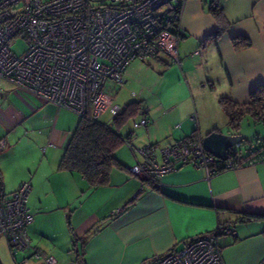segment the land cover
Here are the masks:
<instances>
[{"label":"crops","instance_id":"obj_1","mask_svg":"<svg viewBox=\"0 0 264 264\" xmlns=\"http://www.w3.org/2000/svg\"><path fill=\"white\" fill-rule=\"evenodd\" d=\"M215 1L228 27L217 39L218 24L210 12ZM177 28L180 64L159 55L127 67L126 92L119 107L142 102L146 127L121 129L134 148L159 150L180 145L192 135L201 140L227 129L218 100L245 104L264 86V0H185ZM243 36L250 46L235 50L232 39ZM199 51L198 54H195ZM102 117H106L102 120ZM100 121L110 125L109 114ZM257 121V119H254ZM78 116L43 102L0 80V177L6 193L28 182L26 230L30 248L13 254L0 236V264H145L199 235L223 226L231 231L217 240L225 264H258L264 258V221L240 222L245 214L264 213V158L234 169L184 164L160 178L135 177L130 169L141 158L124 143L115 152L125 170H113L109 185L89 189L78 174L59 170ZM242 156H245V154Z\"/></svg>","mask_w":264,"mask_h":264},{"label":"built area","instance_id":"obj_2","mask_svg":"<svg viewBox=\"0 0 264 264\" xmlns=\"http://www.w3.org/2000/svg\"><path fill=\"white\" fill-rule=\"evenodd\" d=\"M184 1L0 0V80L78 117L84 115L88 102L93 121H100L107 112L111 123L121 107L113 103L110 88L125 83L131 62L163 55L180 64L178 43L183 32L177 24L172 27L171 20H179ZM177 7L178 12H173ZM18 40L26 42L27 48L16 55L9 46ZM147 124L148 119L142 116L133 128ZM126 145L142 160L130 169L135 177L160 178L184 164L209 172L216 160L204 150L201 140L161 148V164L152 146ZM238 147L233 148L236 154L240 153ZM237 166L230 158L226 160V169ZM30 191L28 182L11 193L0 186V236L16 255L30 248L26 230L32 221L27 208ZM229 233L220 226L212 235L196 236L145 264H225L217 240ZM33 257L44 264H56L53 257L38 253ZM30 260L22 258L18 264ZM77 264H83L82 260ZM258 264H264V258Z\"/></svg>","mask_w":264,"mask_h":264},{"label":"trees","instance_id":"obj_3","mask_svg":"<svg viewBox=\"0 0 264 264\" xmlns=\"http://www.w3.org/2000/svg\"><path fill=\"white\" fill-rule=\"evenodd\" d=\"M173 12H178V7ZM210 12L218 24L217 30L213 34V38L217 39L228 27V23L215 1L210 5ZM171 21L172 27H176L178 20ZM232 45L235 50H241L249 47L250 41L239 36L232 39ZM218 103L227 118L229 131L239 133L242 122L247 117L264 121V86L256 87L250 93L249 100L245 104H237L228 97L219 98ZM142 111L144 112L142 102L126 104L120 108L118 115L108 125L91 119L90 105L87 102L86 111L83 116L78 117L77 126L61 158L59 170L80 175L86 181L89 189L109 185L113 170H125V167L115 157L117 149L127 142V139L120 135V130L130 119L133 120ZM188 140L200 141L201 139L197 135H192ZM245 143V156H242L239 148L240 153L236 154L233 149L228 152L229 158L236 165L264 158V138H257L256 144H249L248 141ZM252 144H254V148L251 149ZM212 166L217 167L216 171L225 170L226 161L215 160ZM146 179L154 178L147 177ZM0 186L2 187L1 177ZM239 221L245 223L264 221V213L245 214Z\"/></svg>","mask_w":264,"mask_h":264},{"label":"rangeland","instance_id":"obj_4","mask_svg":"<svg viewBox=\"0 0 264 264\" xmlns=\"http://www.w3.org/2000/svg\"><path fill=\"white\" fill-rule=\"evenodd\" d=\"M10 50L16 54L19 55L21 53H23L26 48H27V44L26 42H24L23 40H18L16 42H13L12 44H10L9 46ZM116 103L121 104L123 103V101H125V95L126 92L123 91L121 89L120 91V87H115V88H110V94H109ZM106 117H102V120H105ZM132 123L133 120L130 119L123 127L122 129H128L130 127H132ZM240 134L243 135L245 137V141L243 143L240 144V147H238L241 150V153L244 155L245 154V142L248 141L249 144L250 143H257V138L261 137L264 138V123H262L261 121H257L254 120L252 117H247L243 120L242 122V126H241V130H240ZM6 252L7 254H9L11 261L14 263V260L12 258L11 252L8 248V246H6Z\"/></svg>","mask_w":264,"mask_h":264},{"label":"water","instance_id":"obj_5","mask_svg":"<svg viewBox=\"0 0 264 264\" xmlns=\"http://www.w3.org/2000/svg\"><path fill=\"white\" fill-rule=\"evenodd\" d=\"M245 137L241 134L226 135L219 131L207 134L202 140L204 150L216 160L226 161L229 158L228 152L240 145Z\"/></svg>","mask_w":264,"mask_h":264}]
</instances>
